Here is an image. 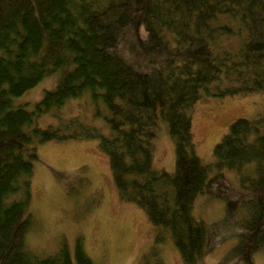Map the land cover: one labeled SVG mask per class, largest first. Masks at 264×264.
Instances as JSON below:
<instances>
[{
    "label": "trees",
    "instance_id": "1",
    "mask_svg": "<svg viewBox=\"0 0 264 264\" xmlns=\"http://www.w3.org/2000/svg\"><path fill=\"white\" fill-rule=\"evenodd\" d=\"M59 69L34 109L15 104ZM88 89L106 105L96 115L108 133L78 116L37 124ZM251 92L264 93V0H0V264H95L82 238L43 256L25 239L39 145L83 138L99 139L119 197L144 208L156 242L170 232L185 264H199L226 227L253 262L264 248V115L234 120L214 163L197 154L192 122L200 99ZM163 119L175 144L173 172L153 161ZM227 169L237 171L236 183ZM199 194L225 201L213 227L193 214Z\"/></svg>",
    "mask_w": 264,
    "mask_h": 264
},
{
    "label": "rangeland",
    "instance_id": "2",
    "mask_svg": "<svg viewBox=\"0 0 264 264\" xmlns=\"http://www.w3.org/2000/svg\"><path fill=\"white\" fill-rule=\"evenodd\" d=\"M61 70L45 76L35 86L14 97L15 104L34 109L46 90L53 89ZM106 111L102 99L94 100L88 89L80 97L42 113L40 127L55 125L60 119L78 116L83 122L110 131L107 121L96 115ZM264 115V93L205 97L192 107L193 133L197 154L207 163L215 162L214 148L231 123L239 117L253 119ZM175 144L166 120H160L154 141V166L174 171ZM228 178L236 183L237 171L227 169ZM32 224L26 234V245L43 256L56 252L63 242L74 247L82 238L85 249L95 264H185L168 230L156 242L158 227L135 202L119 197L108 155L98 138L49 140L39 145V159L31 175ZM193 214L207 224L215 225L225 216V201L199 194ZM211 227V229H212ZM226 227V238L220 241L199 264H264V248L245 261L238 251L239 235ZM213 230V229H212Z\"/></svg>",
    "mask_w": 264,
    "mask_h": 264
}]
</instances>
